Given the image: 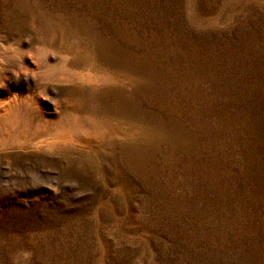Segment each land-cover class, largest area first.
<instances>
[{"label":"rangeland","instance_id":"obj_1","mask_svg":"<svg viewBox=\"0 0 264 264\" xmlns=\"http://www.w3.org/2000/svg\"><path fill=\"white\" fill-rule=\"evenodd\" d=\"M11 104L0 264H264V0H0Z\"/></svg>","mask_w":264,"mask_h":264},{"label":"bare ground","instance_id":"obj_2","mask_svg":"<svg viewBox=\"0 0 264 264\" xmlns=\"http://www.w3.org/2000/svg\"><path fill=\"white\" fill-rule=\"evenodd\" d=\"M32 56V55H31ZM31 58V57H30ZM44 62V61H43ZM37 64V63H36ZM44 64V63H43ZM40 65V64H39ZM66 66V63L64 64ZM36 66V65H35ZM32 67H34V64H32ZM37 67V66H36ZM46 67V66H45ZM48 67V66H47ZM30 69V68H29ZM47 69V68H46ZM10 70V69H9ZM13 70V69H12ZM23 70V69H22ZM44 71V70H43ZM48 71V70H47ZM1 79L4 78V80H13V81H16V82H19V81H24L25 79L28 78V75H27V72L24 73L23 71L21 70H17V71H14V72H8V71H4L2 70L1 71ZM46 73V72H45ZM55 74V73H54ZM66 74V73H65ZM47 75V74H46ZM45 75V76H46ZM53 75V74H52ZM50 76V75H49ZM59 76V75H58ZM44 77V76H43ZM55 77V76H54ZM63 77V75L61 76ZM35 78V77H34ZM50 78V77H49ZM48 78V79H49ZM65 78V76H64ZM72 78V76H71ZM77 78L81 81V82H86V83H89L91 82L93 79L92 77L88 74V73H80ZM47 79V80H48ZM68 79V77H67ZM69 81V80H67ZM27 82V81H26ZM57 82V81H55ZM59 82V81H58ZM69 83V82H68ZM72 83V82H71ZM8 84H10L8 82ZM13 105L14 104H11V105H8V107L6 108H3L2 110H0V118L2 117H6L9 113V111L11 110V108H13ZM18 105V104H17ZM38 115V114H37ZM20 116V115H19ZM40 116V115H39ZM21 117V116H20ZM43 117V116H42ZM23 120V119H22ZM26 120V119H25ZM29 122V121H28ZM39 123V122H38ZM41 124V123H40ZM47 125V123H46ZM60 125V124H59ZM76 125V123H75ZM79 125V124H78ZM16 128V127H15ZM17 128H18V125H17ZM45 128V127H44ZM35 129V128H34ZM50 129V128H49ZM58 129V128H57ZM43 130V129H42ZM84 130V129H83ZM15 132V131H14ZM10 133V132H9ZM78 133V132H77ZM74 130H73V127L72 125H69V124H63L61 127H59V129L57 131H55L54 133H51L50 132V135L47 137L45 136V139L43 138V140H41L40 138L35 140V141H38V142H35V144L32 145L33 149L35 150H39V149H42V147L44 146L46 148V150H53L57 147L58 143L60 140H66L67 142L69 143H74L76 142V138L78 136ZM84 133V132H83ZM81 134V133H80ZM15 135V134H14ZM82 135V134H81ZM84 135V134H83ZM44 137V136H43ZM86 137V136H85ZM5 140V139H4ZM8 140V139H7ZM28 140V139H27ZM81 142V141H80ZM82 143V142H81ZM80 143V144H81ZM84 143V142H83ZM8 144V142L6 141H0V146L2 147H6ZM61 144V143H60ZM79 144V143H78ZM62 147V146H61ZM11 148V147H10Z\"/></svg>","mask_w":264,"mask_h":264}]
</instances>
